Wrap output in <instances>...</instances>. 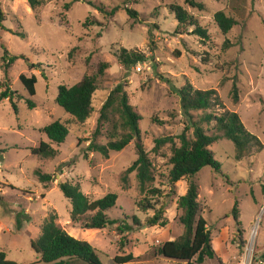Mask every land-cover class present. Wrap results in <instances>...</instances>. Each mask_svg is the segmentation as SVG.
I'll list each match as a JSON object with an SVG mask.
<instances>
[{"label": "rangeland", "instance_id": "1", "mask_svg": "<svg viewBox=\"0 0 264 264\" xmlns=\"http://www.w3.org/2000/svg\"><path fill=\"white\" fill-rule=\"evenodd\" d=\"M196 1L205 8H193L186 0H44L32 9L27 0H0L5 14L4 29L0 28V94L7 89L16 105L8 98L0 100V250L8 259L19 264L37 261L39 255L31 242L40 236L45 220L57 214L58 224L90 242L103 264H120L115 258L129 254L136 258L124 264H188L157 253L162 243L185 231L178 221L177 201L186 193L189 178L178 181L171 191L172 143L159 150L155 147L156 140L165 137H173L179 146V136L185 131L193 138L194 129L179 94L191 83L195 89L217 90L226 109L237 112L263 144L238 160L234 143L221 138L210 146L221 163L220 172L205 167L193 177L215 251V257L205 264H264V0ZM91 2L117 10L104 15ZM172 5L198 17L211 37L202 40L191 32L193 27L178 29ZM129 9L137 15H130ZM220 10L236 19L227 34L214 20ZM123 47L143 53L146 60L131 67L122 65L118 53ZM5 50L19 56L9 68L3 61ZM100 63H108L103 73ZM22 74L36 77L35 96H30L21 81ZM84 76H95L98 89L92 116L77 123L56 98L61 85L72 86ZM118 85L142 117L140 142L152 161L155 178L149 188L160 189L159 196L141 192L136 171L129 174L128 183L122 182L123 173L138 157L136 139L108 156L89 150L91 143L107 144L128 131L122 126L117 104L98 125L100 110ZM234 85L238 101L233 97ZM28 99L34 100L35 108L29 107ZM204 112L191 113L198 120ZM55 120L70 128L60 144L49 141L43 132ZM203 125L208 134L218 133L215 121ZM42 140L58 151L57 157L33 154ZM37 170L51 174L52 180L40 181ZM63 181L78 185L90 200L116 192V206L108 214L127 220L132 229L119 233L114 226L82 228L71 218L72 204L59 187ZM146 201H153L157 208L166 203L165 226H150L148 218L155 211L143 210L139 204Z\"/></svg>", "mask_w": 264, "mask_h": 264}, {"label": "trees", "instance_id": "2", "mask_svg": "<svg viewBox=\"0 0 264 264\" xmlns=\"http://www.w3.org/2000/svg\"><path fill=\"white\" fill-rule=\"evenodd\" d=\"M30 7L35 9L44 3V0H27ZM193 8L203 10L205 4L196 0H186ZM91 5L104 15L115 14L117 8L108 11L102 3L91 2ZM70 7L69 4L66 5ZM172 12L175 14L178 22V29L187 31L188 27H193V34L202 40L209 39L211 33L207 26L202 25L198 17L187 11L179 5H172ZM129 14L137 15L135 10L129 9ZM4 12L0 10V28L4 29ZM214 20L223 34H227L236 24V19L220 10L214 14ZM25 36L24 33H17ZM228 42V40H227ZM227 45V44H226ZM19 56H11L8 50H5L3 61L5 67L9 68L14 60ZM118 59L122 65L131 67L139 62L146 60L143 53L122 48L118 53ZM205 60V59H204ZM108 67V63H100L99 71L103 73ZM21 81L28 90L30 96L36 95L37 79L35 76L22 74ZM98 89V81L95 76H84L82 80L72 86L61 85L56 98L57 103L62 106L67 113L71 115L77 123H85L93 114L94 93ZM180 101L184 113L190 118L193 127V138L185 132L180 136V145H174L173 137L158 138L156 140V150H159L167 143H172V155L169 158L171 165L168 182L171 185V191L176 188V183L186 177L189 178L187 191L178 199V209L180 214L178 221L184 226V233L173 240L162 243L157 248V253L169 260L177 262H186L188 264H205L207 259L215 257V251L212 246L211 231L208 228L207 219L203 216L201 203L199 202V185L193 178L205 167H211L216 172H220L221 163L215 158L212 144L221 138L231 140L235 145L236 158L241 160L245 158L254 147H263L260 139L251 133L241 120L239 114L235 111L226 109L217 90L215 89H195L191 83H187L180 90ZM233 97L238 101L237 86L234 85ZM8 98L14 105L13 95L5 92L0 94V100ZM28 105L31 109L35 108L33 99H28ZM117 104V110L120 114L122 126L128 129L119 140H110L107 144L91 143L89 150L100 152L105 156L110 151H122L133 140H137V159L130 165L122 175V182L128 183L129 174L136 171L139 181V187L142 193H150L153 197L159 196L160 189L150 187L154 182L152 170V161L148 152L140 142V121L141 115L135 111L129 102V96L122 85H118L104 102L98 119V125L106 118L107 111ZM214 108H221V113H215ZM211 109V111H209ZM205 111L200 119L194 120L192 111ZM215 121L218 133L210 135L207 133L203 124L211 125ZM188 129V127H186ZM49 141L54 143H63L70 134L69 126L55 120L43 128ZM49 141H40V144L32 149L33 154L44 158H55L58 151L53 148ZM40 181L47 183L52 180V175L40 170L36 171ZM59 187L65 197L72 204L71 218L74 222L80 223L82 228L103 230L108 227H116L119 233L130 231L131 225L125 219H113L108 211L116 206L118 194L109 192L105 196L90 200L80 189L69 181L59 183ZM143 210H154L152 217L148 218L150 226H165L166 203L162 202L157 208L153 201L139 203ZM234 217L237 220L238 208L235 205L233 209ZM57 214H51L42 226V232L31 244L39 259L31 264H73L81 261L86 264H103L96 248L88 241L81 240L69 234L58 222ZM22 221L17 219V227L21 228ZM264 258V254L262 256ZM136 257L134 255H119L115 258L120 264L131 262ZM0 264H19L16 261L8 259L5 251L0 250Z\"/></svg>", "mask_w": 264, "mask_h": 264}, {"label": "built area", "instance_id": "3", "mask_svg": "<svg viewBox=\"0 0 264 264\" xmlns=\"http://www.w3.org/2000/svg\"><path fill=\"white\" fill-rule=\"evenodd\" d=\"M140 68H138V70H139ZM253 232H254V230H253ZM253 232H252V235H253ZM253 237V236H252Z\"/></svg>", "mask_w": 264, "mask_h": 264}]
</instances>
